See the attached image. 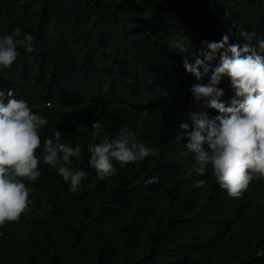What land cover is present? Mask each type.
Returning a JSON list of instances; mask_svg holds the SVG:
<instances>
[{
  "label": "trees",
  "instance_id": "1",
  "mask_svg": "<svg viewBox=\"0 0 264 264\" xmlns=\"http://www.w3.org/2000/svg\"><path fill=\"white\" fill-rule=\"evenodd\" d=\"M17 27L33 35V51L19 47L1 80L48 120L42 142L58 129L80 146L72 167L87 176L70 192L36 150L41 175L24 181L28 211L2 228L0 264H264V178L234 198L211 166L189 175L191 115L219 113L191 90L211 73L197 80L183 67L202 42L242 43L241 31L256 33L264 55V0H0V34ZM125 126L158 155L113 161L117 174L100 179L88 147Z\"/></svg>",
  "mask_w": 264,
  "mask_h": 264
},
{
  "label": "clouds",
  "instance_id": "2",
  "mask_svg": "<svg viewBox=\"0 0 264 264\" xmlns=\"http://www.w3.org/2000/svg\"><path fill=\"white\" fill-rule=\"evenodd\" d=\"M243 42L229 43L225 35L219 42L204 41L191 63L183 62L186 72L197 80L209 77L207 84H194L192 92L196 99L208 98L199 107L216 110L210 117L207 112L193 113V130L187 133L185 148L194 155L189 175L203 176L211 166L219 186L230 197H240L253 178H264V55L257 52L251 41L256 33L241 31ZM33 35L23 33L19 27L5 35L0 34V234L2 228L19 222L32 203V189L24 182L35 181L40 175V158L36 150L43 149V163L56 169L66 182L69 191L75 192L87 173L72 167V158L79 159V145L62 142V133L56 129L52 137L41 141L40 129L48 124L42 115L34 113L28 102L11 86L1 80L3 69H9L23 47L33 51ZM171 48L185 43L172 39ZM264 49V40L259 41ZM217 53L219 63L212 66ZM223 79L221 89L217 87ZM94 129L100 122L91 124ZM181 129L188 124L181 123ZM205 145L207 147H205ZM89 165L100 179L117 174L113 161L124 166L157 156L158 151L138 141L137 135L128 127L109 140L107 137L95 145H89ZM157 177L146 183H157ZM206 181H195L194 187H202Z\"/></svg>",
  "mask_w": 264,
  "mask_h": 264
},
{
  "label": "bare ground",
  "instance_id": "3",
  "mask_svg": "<svg viewBox=\"0 0 264 264\" xmlns=\"http://www.w3.org/2000/svg\"><path fill=\"white\" fill-rule=\"evenodd\" d=\"M61 61V60H60ZM137 170V169H136ZM124 175V174H123ZM110 178V177H109ZM124 181V180H123ZM126 182V181H125ZM135 183V182H134ZM127 185V184H126ZM130 185V184H129ZM132 186V185H131ZM142 186V185H141ZM124 187V186H123ZM130 188V187H129ZM121 193V192H120ZM128 193V192H127ZM140 193V192H139ZM155 200V199H154Z\"/></svg>",
  "mask_w": 264,
  "mask_h": 264
}]
</instances>
